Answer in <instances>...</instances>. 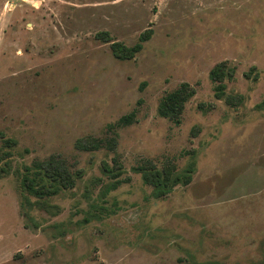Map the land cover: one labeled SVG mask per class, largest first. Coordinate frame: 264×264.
<instances>
[{
  "label": "rangeland",
  "instance_id": "1",
  "mask_svg": "<svg viewBox=\"0 0 264 264\" xmlns=\"http://www.w3.org/2000/svg\"><path fill=\"white\" fill-rule=\"evenodd\" d=\"M182 83L176 125L158 107ZM0 133V264H264V0H0ZM193 156L154 199L137 167Z\"/></svg>",
  "mask_w": 264,
  "mask_h": 264
},
{
  "label": "trees",
  "instance_id": "2",
  "mask_svg": "<svg viewBox=\"0 0 264 264\" xmlns=\"http://www.w3.org/2000/svg\"><path fill=\"white\" fill-rule=\"evenodd\" d=\"M100 36H102L101 39L103 41L110 42V37L108 33H101ZM150 36L151 33L148 32L146 34V37H141L140 42L133 47H126L116 42L112 43L111 49L114 57L121 61L131 60L135 58V56L142 50V43L148 40ZM233 74L234 69H230L226 62H222L215 65L214 68L211 70L210 78L214 83H216L215 97L217 99H222L225 96L226 85L224 83V80L226 77H232ZM194 95L195 90L193 89V87L188 83H182L177 89L162 98L158 107V115L161 118L168 119L174 124L179 125L181 123V116L184 107ZM134 122L135 115L134 113H130L123 116L117 123L109 125V128L113 129L115 126L125 127L133 124ZM5 142L9 146L11 144H14L11 139H6ZM114 143V139L109 140L107 142V147L112 150ZM76 146L79 149L85 151H92L98 148V144L86 145L82 141H79ZM194 160L195 156L192 157V162L186 169L185 173L182 175L175 174L174 170L170 168L166 169L162 173L159 170L150 171L144 168V166L137 167V170L141 173L144 183L153 186V198L160 199L168 195L175 186L179 184L187 186L191 183L195 165ZM41 166V164L35 165V167L39 170L42 169ZM60 172V170H53L52 172H50V176L53 178V180H56L57 178L63 179L65 173L62 174V172ZM107 172L113 171L108 169ZM119 174L120 173H113L112 178L114 181L107 187V192L116 190L124 182L122 179H119ZM22 183L24 185V188L36 197H44L49 196L51 194L49 191H44V186H42L41 188L34 186L33 181L27 175L23 177Z\"/></svg>",
  "mask_w": 264,
  "mask_h": 264
}]
</instances>
